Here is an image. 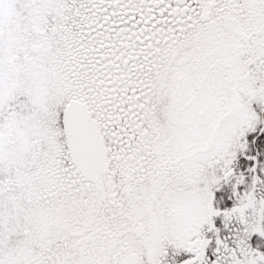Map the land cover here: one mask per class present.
<instances>
[{
  "label": "snow or ice",
  "instance_id": "6c2138e0",
  "mask_svg": "<svg viewBox=\"0 0 264 264\" xmlns=\"http://www.w3.org/2000/svg\"><path fill=\"white\" fill-rule=\"evenodd\" d=\"M0 264H264V0H0Z\"/></svg>",
  "mask_w": 264,
  "mask_h": 264
}]
</instances>
